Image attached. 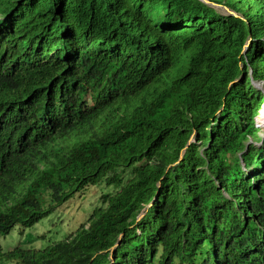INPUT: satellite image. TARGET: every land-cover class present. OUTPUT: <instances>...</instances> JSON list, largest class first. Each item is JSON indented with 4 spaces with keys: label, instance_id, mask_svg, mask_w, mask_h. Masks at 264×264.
I'll list each match as a JSON object with an SVG mask.
<instances>
[{
    "label": "trees",
    "instance_id": "16d2710c",
    "mask_svg": "<svg viewBox=\"0 0 264 264\" xmlns=\"http://www.w3.org/2000/svg\"><path fill=\"white\" fill-rule=\"evenodd\" d=\"M211 1L245 19L200 0H0V242L116 188L45 249L0 243V263L264 264V150L226 160L261 140L264 0Z\"/></svg>",
    "mask_w": 264,
    "mask_h": 264
},
{
    "label": "rangeland",
    "instance_id": "374dc122",
    "mask_svg": "<svg viewBox=\"0 0 264 264\" xmlns=\"http://www.w3.org/2000/svg\"><path fill=\"white\" fill-rule=\"evenodd\" d=\"M215 7L223 11L225 10L221 6ZM255 86L262 88V83L256 82ZM260 129V134L264 136V133L262 132L264 130V126H260ZM253 169H256V167H253ZM247 171L252 172L251 170ZM114 190V187L107 186L105 184L90 186L84 191V193L80 194V196L79 193H77L73 199L63 205L59 211L50 214L41 222L39 225L40 227L38 228V234H43L45 237L33 234L22 240L17 232V229H15L9 235L2 237L0 243H2L5 251L18 244H23L33 248H45L54 241L62 239L68 232L77 228L80 223H83L86 220L87 212L91 210V207H96L100 204V197L102 194L112 192ZM40 191L43 203L48 204L50 202H54V196L49 191L45 189ZM7 262H9V264H15L13 261Z\"/></svg>",
    "mask_w": 264,
    "mask_h": 264
},
{
    "label": "clouds",
    "instance_id": "9594fccd",
    "mask_svg": "<svg viewBox=\"0 0 264 264\" xmlns=\"http://www.w3.org/2000/svg\"><path fill=\"white\" fill-rule=\"evenodd\" d=\"M200 1H202L203 3H205V4H208V5H210V6H212V7H214V8H216L219 12H221V13H226V14H229V13H227L226 11H232V12H236L237 14H238V16L237 17H242L243 19H245L240 13H238L237 11H235V10H233V9H231L230 7H227L226 5H224V4H221V3H217V2H215V1H213V3L214 4H219V5H213V4H210L211 3V0H208V2L207 1H205V0H200ZM215 6H221V7H223L225 10L223 11V10H220L219 8H217V7H215ZM1 8L3 9V6H1ZM17 9V8H16ZM14 11V10H13ZM13 11H11V12H7V14H6V16L8 15V14H10V13H12ZM2 11L0 10V22L1 21H3L4 19H5V17L4 18H2ZM233 15V14H232ZM264 37V36H263ZM39 42H40V39H36V41H35V45H38L39 44ZM250 43H251V41L250 40H247L246 42H245V44H244V49H243V52L244 53H246V50L248 49V47H249V45H250ZM88 45H91L90 43H88ZM64 56H63V59H65L66 61H69V59H70V56H71V54H68L67 52H66V50L64 49ZM52 54L53 55H58V54H56L55 53V50H53V52H52ZM261 55H262V53H261ZM59 56V55H58ZM50 59H51V56H50ZM62 63H64V62H62ZM57 73H59V75H64L65 73H66V70H63V67L62 68H59L58 70H57ZM74 75H72L71 77L72 78H74L73 77ZM256 82H258V83H262V88H258V87H256L255 86V83ZM252 83H253V85L257 88V89H261L262 91H263V93H264V82L263 81H257V80H254V79H252ZM33 108H37L38 109V111H37V113H36V115L34 116V117H32L30 120L29 119H27V121H28V123H27V127L25 128V130L27 131V130H34L36 127H38L39 126V123H40V121L42 120V116H41V111L39 110V108H38V106L36 105V106H34ZM32 108V109H33ZM31 109V110H32ZM220 112V111H219ZM253 119H254V122H255V126L256 127H258L259 129H260V126H264V98H262V100H261V106H260V108H259V110H258V112L255 114V115H253ZM260 132H261V129H260V131H259V137H261V140L259 141V142H257V141H255V142H253L252 141V139H249V141H248V143H247V145H246V149L245 150H242V151H239V152H237V151H235L234 153H231V152H229V153H227L226 154V160L227 161H232L233 160V158H243V155L244 154H246V150H248V148H249V145L251 144V142L253 143V145H255V146H257L261 151L262 150H264V144H263V140H264V136L262 135V134H260ZM263 133H264V130L262 131ZM194 137H195V133H193L192 134V136H191V141H193L194 140ZM261 163V161H258V165ZM253 167H256V169H247V170H251L252 172H248L247 170H244L245 171V177H252L253 175H255V173H256V171H258L259 170V167L257 166V165H255V166H253ZM91 186H94V185H91ZM113 187V186H112ZM89 188V187H88ZM42 190V189H41ZM45 190H47V191H49L48 189H45ZM86 190V189H85ZM84 190V191H85ZM116 191V188H115V190L114 191H112V192H115ZM50 192V191H49ZM51 193V192H50ZM84 193V192H83ZM106 193H109V192H106ZM40 194H41V191H40ZM82 194V193H81ZM104 194V193H103ZM102 194V195H103ZM76 195V194H75ZM74 195V196H75ZM73 196V197H74ZM79 196H80V194H79ZM73 197L72 198H70V200L71 199H73ZM40 199H41V196H40ZM42 201V200H41ZM69 201V200H68ZM67 201V202H68ZM66 202V203H67ZM43 203V202H42ZM65 203V204H66ZM44 205L45 204H47V203H43ZM65 204H63V205H65ZM100 204H101V197H100ZM99 204V205H100ZM62 205V206H63ZM98 205V206H99ZM62 206H60L59 208H58V210L57 211H59L60 210V208L62 207ZM94 207V206H93ZM93 207H91V210L89 211V212H87V215H86V218H87V216L90 214V212L93 210ZM54 213V212H53ZM50 214H52V213H50ZM49 214V215H50ZM48 215V216H49ZM47 216V217H48ZM46 217V218H47ZM45 218V219H46ZM44 220V219H43ZM42 220V221H43ZM41 221V222H42ZM15 229H17V232H18V234H19V236L22 238V240L23 239H26V238H28L29 236H31V235H33V234H30L29 235V233H28V229H26V230H24L23 231V234H20L19 233V228L17 227V228H15ZM14 229V230H15ZM13 230V231H14ZM12 231V232H13ZM71 231H73V230H71ZM70 231V232H71ZM70 232H68L66 235H68ZM65 235V236H66ZM36 236H42V237H45V235H43V234H38V235H36ZM64 236V237H65ZM5 237V236H4ZM63 237V238H64ZM2 238V237H1ZM62 238V239H63ZM61 240V239H60ZM57 241H59V240H56V241H54L53 243H51V244H54V243H56ZM50 244V245H51ZM17 246V245H16ZM49 246V245H48ZM47 246V247H48ZM15 247V246H14ZM31 248H33V247H31ZM46 248V247H45ZM45 248H42V249H45ZM33 249H37V250H42V249H40V248H33ZM0 264H8V263H0Z\"/></svg>",
    "mask_w": 264,
    "mask_h": 264
},
{
    "label": "bare ground",
    "instance_id": "6f19581e",
    "mask_svg": "<svg viewBox=\"0 0 264 264\" xmlns=\"http://www.w3.org/2000/svg\"><path fill=\"white\" fill-rule=\"evenodd\" d=\"M210 4H214L213 1H211ZM6 14H7V13L2 12V15H1L2 18H4V17L6 16ZM156 24H159V20L156 22ZM156 28H157V27H156ZM2 35H3V34H2ZM46 39H47L46 37H45V38L43 37V38H41L40 40H44V41H45ZM49 41H52V40H51V39H50V40H47V42H49ZM173 43L175 44V43H177V42H173ZM123 46H124V44H123ZM127 50L133 51L131 48H128ZM182 53H183L184 55H186V52H185L184 49L182 50ZM182 53H181V54H182ZM92 130H94V129H91L90 131H92Z\"/></svg>",
    "mask_w": 264,
    "mask_h": 264
},
{
    "label": "water",
    "instance_id": "95a60500",
    "mask_svg": "<svg viewBox=\"0 0 264 264\" xmlns=\"http://www.w3.org/2000/svg\"><path fill=\"white\" fill-rule=\"evenodd\" d=\"M205 1L208 2V0H205ZM213 5H219V4H213ZM226 12L229 13V14H233L235 16H238V14L236 12H232V11H226ZM123 235H124V233H123Z\"/></svg>",
    "mask_w": 264,
    "mask_h": 264
}]
</instances>
